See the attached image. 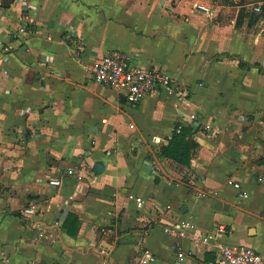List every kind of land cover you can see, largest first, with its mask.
Wrapping results in <instances>:
<instances>
[{"label":"crops","instance_id":"crops-1","mask_svg":"<svg viewBox=\"0 0 264 264\" xmlns=\"http://www.w3.org/2000/svg\"><path fill=\"white\" fill-rule=\"evenodd\" d=\"M197 4L211 1L0 0V264H226L165 233L178 219L264 255V46ZM115 50L174 92L135 104L96 83ZM177 123L199 143L190 166L159 155Z\"/></svg>","mask_w":264,"mask_h":264},{"label":"built area","instance_id":"built-area-1","mask_svg":"<svg viewBox=\"0 0 264 264\" xmlns=\"http://www.w3.org/2000/svg\"><path fill=\"white\" fill-rule=\"evenodd\" d=\"M197 8L212 15L213 9L206 4H197ZM254 13L264 14V0H260L254 6ZM26 22L20 26L21 33L30 31L29 16H26ZM10 47H6L9 50ZM89 74L92 79L99 84L124 93L127 99L132 103H140L148 95L152 93H165L170 95L174 92L173 76L160 69H152L144 67L133 62L128 55L122 51H111L103 53L101 56L93 60L89 67ZM197 114L192 113L191 119H197ZM177 125V130L181 128ZM213 126L207 125V129H212ZM82 167L77 166L72 168V172L78 175V179H82ZM264 179V177H263ZM54 184H60V180L54 179L51 181ZM235 186L241 189L239 183ZM241 195H248L246 191H241ZM139 208L144 207V200L142 197L137 198ZM170 207V205H168ZM38 206L36 203L25 208L27 214H35ZM164 231L170 236L188 237L192 236L193 243L196 247L206 246L212 247L216 252V256L220 262L226 264H264V255L251 246L245 245H231L223 241V236L226 231L225 225H220L215 231L204 232L189 219H178L166 223ZM186 254L179 251L176 259L172 264H182L185 260ZM154 260V257H152ZM199 264H208L206 260L199 262Z\"/></svg>","mask_w":264,"mask_h":264},{"label":"rangeland","instance_id":"rangeland-1","mask_svg":"<svg viewBox=\"0 0 264 264\" xmlns=\"http://www.w3.org/2000/svg\"><path fill=\"white\" fill-rule=\"evenodd\" d=\"M210 1H211L210 5L213 8L214 12L216 9L220 13V15H223V13L226 12L228 16L236 18V23L238 27L241 28L247 26V28H250V33H252V35L255 36L256 43L259 46H264V14L256 15L254 13V6L260 0H210ZM228 6H230L231 9L225 10L224 7H228ZM196 10L199 12H203L202 10L198 9L197 6H196ZM214 24L216 23L211 22V26H213Z\"/></svg>","mask_w":264,"mask_h":264},{"label":"trees","instance_id":"trees-1","mask_svg":"<svg viewBox=\"0 0 264 264\" xmlns=\"http://www.w3.org/2000/svg\"><path fill=\"white\" fill-rule=\"evenodd\" d=\"M177 124L180 125L181 123ZM198 147L199 143L193 137V126L182 124L179 131L176 126L169 143L160 147L159 155L190 166Z\"/></svg>","mask_w":264,"mask_h":264},{"label":"water","instance_id":"water-1","mask_svg":"<svg viewBox=\"0 0 264 264\" xmlns=\"http://www.w3.org/2000/svg\"><path fill=\"white\" fill-rule=\"evenodd\" d=\"M126 98H127V97H126L125 95H122V100H124V101H125V100H126ZM72 264H74V263H72Z\"/></svg>","mask_w":264,"mask_h":264}]
</instances>
